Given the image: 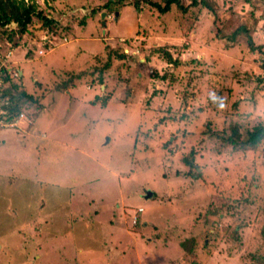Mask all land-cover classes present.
<instances>
[{"label":"rangeland","instance_id":"rangeland-1","mask_svg":"<svg viewBox=\"0 0 264 264\" xmlns=\"http://www.w3.org/2000/svg\"><path fill=\"white\" fill-rule=\"evenodd\" d=\"M36 1L43 5L49 17L57 18L59 26L53 25L49 30L36 18L14 51L7 39L0 36V49L9 47L13 51V62L23 71L20 83L30 94L45 95L41 109L32 105L34 122L24 111L12 118L13 125L6 120L0 122L2 127H14L0 131V264H168L182 251L179 245H173L176 241L170 240L169 245L164 243L165 227L175 225L170 234L181 239L192 236L193 219L199 215L202 223L204 214L209 217L211 227L209 231L204 227L197 234L198 240L193 237L194 243H189L194 244L195 250L199 247L195 256L204 264H250L241 263V259L229 253L231 248H227L225 241L230 238L225 236L223 228L229 227L226 233L231 234L235 224L231 222L233 209L218 207L214 212L211 196L244 197L254 193L250 185L232 188L230 184L251 176L255 164L247 158L232 160V154L247 153H234L224 147L219 150L216 136L201 133L211 116L216 118L217 126L223 127V115L206 105L211 93H215L216 98L210 102L217 107L228 99L233 73L239 84L247 82L237 90L240 98L237 112H243L246 100L252 101L245 93L252 96L263 87V99L262 95H257L259 102L251 108L250 114L255 120L264 117V78L259 79L264 76V58L250 52L243 56V46H238V55H232L206 44L204 39L195 41L202 27L193 30L196 22L205 17L204 14L208 16L200 5L191 6L184 14L174 5L165 15L159 12L137 15L130 5L122 6L131 0H114L109 13L103 9L96 18L84 20L82 15L89 13L93 4L103 6L108 0H88L86 5L70 4L72 0ZM190 1L184 0V3ZM10 25L16 26V23ZM258 26L264 28V19ZM190 27L193 30L190 37L180 34L181 29ZM207 30H202L201 38L206 39ZM210 30L213 34L217 32L215 22ZM24 40L27 43L24 44ZM120 41H129L125 51L140 61L138 66L132 64L129 83L120 80L117 72L109 74L99 85L87 82L91 73L97 75L98 72L85 71L81 79H74L75 84L59 77L71 69L86 68V63L87 66L95 64L98 53L110 44L117 46ZM194 41V45L189 44L184 50L181 47L182 43ZM47 43L48 48L54 46L49 52ZM150 46L160 50L152 49L154 56L144 61L143 48ZM30 49L34 52L32 56H29ZM167 50L174 59L181 60L182 66L180 80L166 90L165 97L155 88L166 83L158 80L160 83L153 84L154 80L147 83L143 78L155 67L161 74L178 71L179 66L168 61L164 53ZM213 58L214 61H210ZM16 74L19 75L18 70ZM102 87H106V91ZM246 87L253 91L246 92ZM6 100L9 104V99ZM161 105L170 107V111L153 110ZM199 107L202 110H197ZM9 113L7 111L6 118ZM167 117L168 126L164 121ZM188 117L191 118L189 128L197 132L190 136L188 143L181 144L171 133L175 127L185 124ZM243 119L228 117L226 126ZM20 126L29 130L24 137L14 131ZM165 126L166 131H163ZM168 154H177V157L178 154H195L196 165L205 167L203 177L192 181L185 176L177 177L178 169L184 172L187 167L180 158L175 155L171 158ZM263 161L259 158V162ZM263 196L264 190H260L255 199L262 202ZM102 200L110 205L106 206L108 211L102 207ZM65 202L66 207L59 208ZM71 204L82 205L76 210ZM250 206L247 225L240 232L244 241L254 235L260 238L264 227V212ZM84 211L88 220L97 219L93 226H87L93 227V233L100 232L96 227L98 222L107 231L102 235L108 238V254L94 247L88 252L81 251L79 242L76 246L75 240L61 233L62 215L81 212L80 217H83ZM229 221L231 224H227ZM65 231L68 230L65 228ZM213 231L217 235L212 236ZM148 232L153 233L152 238ZM88 234L85 231L83 236ZM145 236L148 239L143 240ZM146 248L148 250H144Z\"/></svg>","mask_w":264,"mask_h":264},{"label":"trees","instance_id":"trees-1","mask_svg":"<svg viewBox=\"0 0 264 264\" xmlns=\"http://www.w3.org/2000/svg\"><path fill=\"white\" fill-rule=\"evenodd\" d=\"M113 2L115 1L108 0V2H106L103 6H94L95 4H93L90 11L91 13L88 15H82L84 20H86L88 16L92 19L96 18L95 16H99L100 11L103 9H106L108 12V9L111 8ZM226 2H228L227 4L229 5H226L223 0H191L188 4H185L184 0H131L130 2H125L124 4H122V6L124 7L126 5H130L133 8L134 14L136 13L137 15H140L142 13H149L151 15V12H159L160 14L165 15L173 10L174 5L175 7H180L183 14L187 12L191 6L200 5L201 8L205 10L208 16L206 17V15L204 14L205 17H201L199 22L195 21L197 24L196 27L193 28V30L202 26L200 29L201 32L205 28H208V34L205 39L203 37L201 38L202 34L200 32V35L195 38V41L204 39L206 44L216 47L220 51H227V53H231L232 55H238V46H243V56H248L250 52V54L259 56L258 58H264V36L262 35L264 33V28L262 27L261 29V27L258 26V23L261 21V19H264V0H226ZM88 3V0L86 3L72 0L70 4L86 5ZM68 4L69 2L66 5L68 6ZM36 18L41 19L43 21L44 27H48L49 30H52L51 27L53 25L59 26L57 18L54 19L52 17H49L47 13H45L43 5L39 4V2H37L36 0H0V36L7 39V42L10 43L9 47H11L13 51L15 47L21 43L25 31ZM180 19L182 20V18ZM12 22H15L16 26H11L10 23ZM212 22H215L217 27V32L214 34L213 31L210 30V25L212 24ZM65 24L69 26L68 23L65 22ZM191 29V27L183 30L181 29L180 34L186 37L188 35L190 37L191 32L193 31ZM15 30H17V32ZM144 31L147 32V30ZM164 31H166L165 28ZM242 40H245L246 42L242 43ZM142 41L143 43H145L144 41H146V39ZM195 41L186 44L182 43L181 47L184 50V48L190 47L189 44L194 45L193 43H195ZM127 42L129 43V41ZM25 43H27L26 40H24V44ZM126 43H122L120 41L117 46H113L110 44L95 56V64L87 66L86 68H84V70L78 73H76L77 71L75 70H73V72L68 71L66 72V74H60L59 77L62 80H66L70 83L75 84L74 79H81L85 71H89V73L98 72L99 74L97 75L91 73L90 78L87 79V82H91L92 85H95V83L96 85H99L104 83L105 77H107L109 74H111L112 72H117L118 78L120 80L129 83L131 80L129 71L132 67V64L135 63L138 66V63H140V61L133 59L131 53L125 51ZM46 45L48 47L49 43H47ZM140 45L142 46V43ZM9 47V50L5 47H3V49H0V64L3 61H9L3 67V71L6 73V75L4 76L5 79L3 83L0 85V99H9V104H6L5 107L10 112V119L14 118L19 112L24 111L34 121L35 115L31 113L32 105L36 107V109H41L43 107V103L41 102V100L45 95L33 94V92L31 93V95L27 92L25 86L20 83V76L14 77L12 75L11 71L16 67V65H13V59L11 57L10 59L7 58V54L5 53V50H7L8 53L13 52ZM152 49L154 50V52L160 50V48L156 49L153 46L143 48L142 55L144 56L145 61H150L152 59V56H154V54L152 53ZM29 51V56H32L34 54L33 50L30 49ZM164 53L166 57H168V61L172 60L176 63L177 66H179L178 71L176 73L161 74L157 69L158 67H155L154 70L149 73V76L143 78L146 79L147 83L149 80H154L153 84L160 83L158 81H163L162 83H166V85L164 86L160 85L163 88H155L157 93L161 92L160 94L163 96L166 95V90L171 89L176 81L180 80L179 71L181 70L182 66L181 60L177 58L174 59L170 51L167 50L164 51ZM210 61H214V58L213 60L210 59ZM209 65L211 66L212 62H210ZM232 77L234 78V82L229 88V98L227 99V102L230 103L223 104L220 108L221 113H219L222 114V118H224L223 127L221 128L220 126H217L216 118L211 116L207 119L205 126L202 127L203 131L201 134L205 136H209V134L213 137L216 136L218 138V141L220 142V145L217 146L219 150L224 147L227 149V151L233 150L234 153H247L232 154V158H230L234 160L241 157L240 159L247 158L249 159V161L252 160L255 164V172L251 176L239 179L237 182H231L230 185L232 188L250 185V191L255 192L244 197L235 194L234 197H230L231 194H214L211 196V201L213 202L214 212L218 211V207H232L230 209H233L231 214L233 220H231V222L235 224L233 225L234 228L232 229L231 234L226 233L227 228L229 227L223 228L225 236L230 238L229 240L225 241L226 244H228L227 248H231V250H229V253L232 256H237L239 259H241V263L249 262L250 264H264V227L262 228V231L260 233V238L258 236L255 237L254 235L249 236L244 241L241 238L242 234L240 233L241 230L247 225V218L249 213L251 212V210H249L251 209L250 205L255 206V208L258 209V212H264V196L262 197V202H259L257 198L255 199V197L258 196V192L260 190H264V161L259 162V158L264 160V117H260L255 120L254 117L250 114V111H252L251 108H255L259 102L257 95H262L261 93L263 91V87L254 91L252 96H249L247 93H245V95L250 97L252 101L246 100L245 108L243 112L239 114L237 111L239 107L238 101L240 100V98L238 97L237 90L241 89L245 84H247V82L239 84L236 78V73H233ZM263 78L264 76L260 77L259 79H261L262 81ZM68 87L69 85L63 88L65 90ZM144 88L147 89V87ZM252 91V89H248L246 87V92L250 93ZM107 93L105 95H107ZM209 96L211 97V99H214L211 102H214L215 98H213L212 95ZM165 97H167V95ZM98 98H101L100 95H98ZM165 99L166 98H164V100H161L163 104ZM261 99H263V95ZM150 100L151 98L147 99V102H150ZM4 104L5 103L2 102V105ZM153 110L156 112L158 110L169 112L170 107L164 108V106L161 105L156 109L154 108ZM191 112H193L192 114L196 115L195 110H192ZM187 114H183L182 116H185ZM228 117H242L244 119L242 122H230L229 125L226 126V119H228ZM185 119L187 120L186 123L175 127V130H173V132L171 133L175 136L176 139L179 138L181 144L188 143L190 136H194L197 132L196 129L191 130L189 128L191 124V118L188 117ZM168 120V117L164 120L167 122L166 125L169 124ZM188 121L189 125L187 126L186 124H188ZM167 126L164 127L163 131H166ZM166 142L169 143L168 141ZM192 147H196V144H192ZM250 151H252L253 154H250ZM178 158H180L183 165L186 166L187 169L184 172L183 170L178 169L176 175L177 177L185 176L188 177L191 181L193 179L198 180L203 177V170L205 169V167L204 169H202L203 166L200 168L196 165L197 162L195 160V154H178ZM198 216L199 215H197L193 219L194 222L192 224L194 226L190 228V231H192V236L187 235L179 243L180 247L183 248L188 256L184 254L181 258H179L176 264H194L198 261L201 262V264H204L203 261H200L196 257L198 255V252L197 254L195 253L198 250H195L196 247H194V244L189 245V243H194L195 239L198 240L197 234H200L204 227L207 231H209L211 227V224L208 222L209 217H207V214H204V222L202 223L200 222ZM229 222H227V224H231V222ZM238 226L239 228L237 229ZM196 227H199V231H196ZM171 229L172 227L170 226L166 230V232H164V243L170 240L175 241L174 236L170 234ZM212 229H214L213 224ZM214 234L217 235V232L215 233L213 231L211 233L212 236H214ZM219 234L220 233L218 232V235ZM229 234L231 235V237ZM232 244H234L233 248Z\"/></svg>","mask_w":264,"mask_h":264},{"label":"crops","instance_id":"crops-1","mask_svg":"<svg viewBox=\"0 0 264 264\" xmlns=\"http://www.w3.org/2000/svg\"><path fill=\"white\" fill-rule=\"evenodd\" d=\"M59 42H56L55 44H58ZM54 46H52V47H50V48H48L46 51L47 52H49L50 50H52V48H53ZM87 65H88V63H86L84 66H86L87 67ZM73 70H75V69H71L69 72H73ZM81 70H84V68L83 69H81V68H79V69H76L75 71H77L76 73H78V72H80ZM22 73L21 74H23V71H21ZM102 89H104V91H106V87H102ZM38 109H40V108H38ZM34 122V121H33ZM33 122L32 123H28V124H30V125H32L33 124ZM24 123V122H23ZM9 128H14V127H8V128H5V127H2V126H0V131L1 130H5V129H9ZM32 129V128H31ZM15 132H17V134H20L21 136H25L26 134H28V131L29 130H24V127H21L20 126V128L18 129V131H16V130H14ZM38 131V127H36V129H35V132H37ZM169 155V157L171 156V158H174V156L173 155H177V154H168ZM176 158H178L177 156H176ZM107 177V176H106ZM99 179V178H98ZM72 200V199H71ZM102 201H104V203H103V205H102V207H105V209L107 210V208H106V206H110L109 204H107L106 203V201L105 200H102ZM65 205H67L66 204V202L64 203V205L61 207V206H59V208H65L66 206ZM82 204H80V205H77V206H75V204H71V207H74L76 210H78V208L81 206ZM53 207H55V206H53ZM123 208V207H122ZM139 208H142V207H139ZM113 210V206H111V211ZM144 210V209H143ZM108 211V210H107ZM77 212V211H76ZM84 213H85V211L82 213V215H84ZM115 213V212H114ZM72 214H75V213H72ZM71 214V216L69 215V214H65L64 216L62 215V230L64 231H61V233H63V234H65V236H69L70 238H72L73 240H75L76 241V246L78 245V242H79V245L78 246H80V247H78L79 248V250H81V251H89L91 248H95L97 251H102L103 253H106V254H108V238H107V235H102V233H105V232H107L106 230H104V226L102 225V223L101 222H98L97 224H96V227H97V231H99L100 230V232L99 233H93L94 231H93V227H87V226H93V224H94V220H97V219H93V220H88L87 218H88V216H86V215H84L83 217H80L81 216V212H78V214H75V216H73ZM90 219V218H89ZM113 219V218H112ZM99 220V219H98ZM137 220V219H136ZM108 222H110V223H112V221L110 220V219H108L107 220ZM139 221H137V223H138ZM136 223V224H137ZM138 225V224H137ZM136 225V226H137ZM79 227H83L81 230H79ZM170 226H168L167 225V227H165V228H169ZM172 228L173 227H176L175 225L174 226H171ZM59 228H60V225H59ZM65 228L68 230V231H65ZM164 228V229H165ZM163 229V230H164ZM166 229V230H167ZM69 230H71V231H69ZM166 230L164 231V232H166ZM82 231V232H81ZM85 231H87L89 234H88V236H83V233L85 232ZM134 231V230H133ZM135 231H136V229H135ZM70 234H73V235H70ZM148 234H149V236H150V238H152V236H153V233L151 234V233H149L148 232ZM173 236H174V238H175V241H176V243H178V244H176V243H173V242H171V243H173V245L174 246H176V245H179L180 246V242H181V240H183L184 238H179V237H177L175 234H172ZM58 238V237H57ZM143 240L144 239H148V237H146L145 236V238H142ZM110 242V241H109ZM167 245H169V243H170V241H168V242H165ZM81 244V245H80ZM167 247V246H166ZM155 248H156V246H155ZM156 249H158V248H156ZM181 249V254H178L176 257H174L172 260H171V262H168V264H176V262H178V260H179V258H181L184 254H186L185 253V251L183 250V248H180ZM199 249V247L197 248V250ZM144 250H148V248H146V249H144ZM84 255V254H83ZM186 256H188V254H186ZM183 264H187V263H183ZM195 264V263H194Z\"/></svg>","mask_w":264,"mask_h":264},{"label":"clouds","instance_id":"clouds-1","mask_svg":"<svg viewBox=\"0 0 264 264\" xmlns=\"http://www.w3.org/2000/svg\"><path fill=\"white\" fill-rule=\"evenodd\" d=\"M91 11V10H90ZM91 12H89V13H87V14H84V15H88V14H90ZM115 14L117 15V12H115ZM83 17V16H82ZM90 17L88 16L87 18H86V20L87 19H89ZM90 19H92V18H90ZM8 48V47H7ZM47 49H48V47H47ZM46 49V50H47ZM9 50V49H8ZM5 53L8 55L7 56V58H9L10 59V57L12 56V54H13V52H9L8 53V51L7 50H5ZM145 61V60H144ZM144 61H141V62H144ZM9 61H3L0 65H1V67H2V73H3V78L5 79V75H6V73L3 71V67H4V65L5 64H7ZM16 65V63H14L13 62V65ZM19 71V75H17L16 74V71ZM14 71V72H13ZM22 70H20L19 68H17V66L11 71V73H12V75L14 76V77H17V76H21L22 74V72H21ZM3 83V82H2ZM211 95L213 96V98H216L215 97V93H211ZM228 98H229V95H228ZM5 99H7V98H2V99H0V105H1V108H3V110L5 111V112H3L1 115H0V117H1V119L2 120H6V121H8V123H10L11 121H13L12 119H10V118H6V114H7V111H8V109L5 107V105L7 104L6 102H5ZM207 100V99H206ZM210 100L212 101V100H214V99H209V100H207V104L208 105H206L207 107H209V108H211V109H215L216 111V113L217 114H219L220 112L218 111V110H220V108L222 107V105L223 104H227V103H230V102H227V100H222V102H221V106H219V107H217V106H215V105H212L211 106V102H210ZM2 102L3 103H5L4 105H2ZM215 107V108H214ZM197 110H202V107H199V108H197ZM173 135V134H172ZM174 136V135H173ZM173 138H175V136L173 137Z\"/></svg>","mask_w":264,"mask_h":264},{"label":"built area","instance_id":"built-area-1","mask_svg":"<svg viewBox=\"0 0 264 264\" xmlns=\"http://www.w3.org/2000/svg\"><path fill=\"white\" fill-rule=\"evenodd\" d=\"M7 56H8V55H7ZM3 81H4V78H3V73H2V67H1V65H0V85L2 84ZM5 102L7 103V100H6V99H5ZM3 112H5V111L3 110V108H1V105H0V115H1ZM1 121H2V119H1V117H0V122H1ZM9 124L13 125L14 122L11 121Z\"/></svg>","mask_w":264,"mask_h":264},{"label":"water","instance_id":"water-1","mask_svg":"<svg viewBox=\"0 0 264 264\" xmlns=\"http://www.w3.org/2000/svg\"><path fill=\"white\" fill-rule=\"evenodd\" d=\"M104 18H105V12H103L102 13V19H103V24H105V20H104ZM153 193L152 192H150V195H152ZM150 195H146V196H150Z\"/></svg>","mask_w":264,"mask_h":264}]
</instances>
